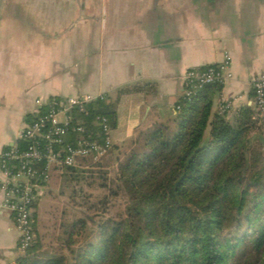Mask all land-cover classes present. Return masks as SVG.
Listing matches in <instances>:
<instances>
[{
    "label": "crops",
    "instance_id": "crops-1",
    "mask_svg": "<svg viewBox=\"0 0 264 264\" xmlns=\"http://www.w3.org/2000/svg\"><path fill=\"white\" fill-rule=\"evenodd\" d=\"M227 57L233 77L205 92L212 117L223 100L257 112L264 0H0V156L18 144L37 101L101 96L115 112L112 153H121L178 118L188 70ZM3 201L0 186V264H16L24 252Z\"/></svg>",
    "mask_w": 264,
    "mask_h": 264
},
{
    "label": "trees",
    "instance_id": "trees-1",
    "mask_svg": "<svg viewBox=\"0 0 264 264\" xmlns=\"http://www.w3.org/2000/svg\"><path fill=\"white\" fill-rule=\"evenodd\" d=\"M210 88L222 85L207 86L191 100L182 97L172 124L138 137L142 150H133L120 165L118 191L128 199L118 220L98 222L89 216L64 226L70 248L91 225L98 242L72 250L71 259L38 256V194L32 215L35 240L16 264H264V156L249 149L247 137L260 122L258 114L234 108L212 117L213 101L205 96ZM88 110L90 116L78 117L93 140L101 133L97 116L109 119L111 129L116 126L115 112L104 101L96 100ZM46 111L42 108L28 124ZM18 145L20 151L28 148L20 140ZM102 163L68 168L53 174L49 183L57 175L77 184Z\"/></svg>",
    "mask_w": 264,
    "mask_h": 264
},
{
    "label": "built area",
    "instance_id": "built-area-1",
    "mask_svg": "<svg viewBox=\"0 0 264 264\" xmlns=\"http://www.w3.org/2000/svg\"><path fill=\"white\" fill-rule=\"evenodd\" d=\"M232 77L229 57L217 67L190 69L183 76L182 97L191 100L207 86H224ZM252 84L256 107L264 116V77L256 78ZM96 100L105 101V98L37 101L38 114L44 107L47 111L22 130L20 141L27 143L28 148L20 151L16 144L0 156L2 207L14 217L20 234L18 248L23 252L35 240L33 205L44 189L41 183H49L53 174L62 175L68 168H84L85 162L101 163L113 148L109 119L96 117V123L101 127V133L95 136L102 137L99 141L92 139L90 131L78 117L90 116L88 105ZM234 108L233 101L223 100L218 112L224 115ZM74 136L76 139L72 140Z\"/></svg>",
    "mask_w": 264,
    "mask_h": 264
},
{
    "label": "rangeland",
    "instance_id": "rangeland-1",
    "mask_svg": "<svg viewBox=\"0 0 264 264\" xmlns=\"http://www.w3.org/2000/svg\"><path fill=\"white\" fill-rule=\"evenodd\" d=\"M256 113L260 122L248 132L250 142L248 147L250 150L260 151L264 156V116L258 108ZM137 140L138 138L133 140L128 148L120 151L121 153L109 155L101 161L103 167L99 170H90L93 173L81 176L77 184L64 183L62 178L56 175L51 183L44 187L35 210L39 238L37 241L39 244H36L39 245L36 252L38 256L43 259L48 256H64L71 259L72 250L80 246L85 247L89 242H98V238L91 232L96 227L91 225L83 237L75 238L77 243L71 244V248L67 245L68 237L64 233V226L77 219L89 216L98 222L119 219L125 211L128 199L123 192L118 191L120 165L125 163L133 150H142L140 144L142 141ZM254 236L255 232L250 238Z\"/></svg>",
    "mask_w": 264,
    "mask_h": 264
}]
</instances>
